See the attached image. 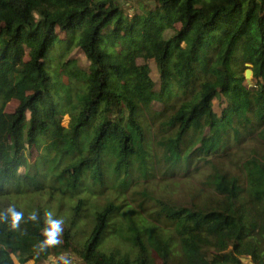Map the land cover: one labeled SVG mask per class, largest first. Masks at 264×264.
<instances>
[{
    "label": "trees",
    "instance_id": "obj_1",
    "mask_svg": "<svg viewBox=\"0 0 264 264\" xmlns=\"http://www.w3.org/2000/svg\"><path fill=\"white\" fill-rule=\"evenodd\" d=\"M10 206L0 264H264V0H0Z\"/></svg>",
    "mask_w": 264,
    "mask_h": 264
},
{
    "label": "rangeland",
    "instance_id": "obj_2",
    "mask_svg": "<svg viewBox=\"0 0 264 264\" xmlns=\"http://www.w3.org/2000/svg\"><path fill=\"white\" fill-rule=\"evenodd\" d=\"M62 36H63V34H62ZM73 57H76V58L78 57L79 59H81V61L83 63H85V64L87 63L85 56L79 50L73 52ZM149 64H150V66L152 68V76H153V78H155L157 80L158 79V72H157V69H156V64H155L154 61H150ZM247 79L251 80L250 77L247 78ZM15 106H16V103H12L11 105H9L8 110L9 111L14 110ZM68 121H69V117L65 116L64 119H63V123L67 124ZM40 153H41V150L33 149L32 152L29 153L28 157H29V159L31 161H35L36 158L40 155ZM95 198L96 197H92L90 199V201L87 202L88 211H91V209L94 207L93 204L95 202ZM97 198L99 199V203L100 204H104L106 201L109 200V198H107L105 195L97 196ZM35 200H36V197L33 196L32 198L25 200L23 203H21V205L23 204V207H25V208H32L36 204ZM41 201L45 202L46 198L42 197ZM51 213H52V217H53L55 215V210H52ZM112 240H113V238L107 240L106 244H105V247L112 248V247L116 246L117 244L114 243ZM14 259H15V262L18 263V259H16L15 256H14ZM50 261H52L51 262L52 264H57V262H61V264H73V263H75V261H78V257H76V254L74 252H71L69 254H65V255L63 254L62 256H58V257L51 256L50 257ZM247 263L248 264H252L250 262V260H248ZM26 264H34V260H30Z\"/></svg>",
    "mask_w": 264,
    "mask_h": 264
},
{
    "label": "clouds",
    "instance_id": "obj_3",
    "mask_svg": "<svg viewBox=\"0 0 264 264\" xmlns=\"http://www.w3.org/2000/svg\"><path fill=\"white\" fill-rule=\"evenodd\" d=\"M23 213L17 212L14 207L10 206L5 213L0 214V219H7L9 216L12 218V226L17 227L18 221L22 217ZM46 223L49 225L48 228L45 229L46 239L39 243L38 248L40 251H43L46 246L54 245L59 243L57 239L58 235L62 232L61 225L63 223L62 219H53L51 212L45 213ZM30 220L36 219V214L31 213L29 215Z\"/></svg>",
    "mask_w": 264,
    "mask_h": 264
},
{
    "label": "water",
    "instance_id": "obj_4",
    "mask_svg": "<svg viewBox=\"0 0 264 264\" xmlns=\"http://www.w3.org/2000/svg\"><path fill=\"white\" fill-rule=\"evenodd\" d=\"M251 76H252V70L251 69H247L246 70V77L247 78H249V77L251 78Z\"/></svg>",
    "mask_w": 264,
    "mask_h": 264
}]
</instances>
